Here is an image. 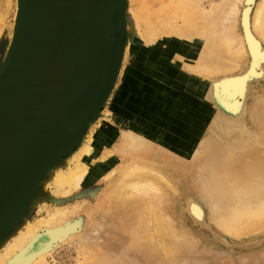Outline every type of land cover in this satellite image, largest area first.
Instances as JSON below:
<instances>
[{"label":"bare ground","instance_id":"6f19581e","mask_svg":"<svg viewBox=\"0 0 264 264\" xmlns=\"http://www.w3.org/2000/svg\"><path fill=\"white\" fill-rule=\"evenodd\" d=\"M201 2L120 1L113 16L111 44L104 35L100 53L105 57L110 49L116 50L125 60L129 51L135 52L136 68L130 70L125 86L129 88L119 103L114 102L121 110L129 109L135 122L129 126L125 122L117 135L108 110L95 121L98 106L92 103L73 141H64L59 133L47 137L44 154L0 197V264H45L52 240L71 238L70 220H80V227H91L95 233L100 226L109 228L104 245L95 241L101 237L97 233L83 242L85 260L80 264H129L130 254L143 255L148 263L159 255L163 262L177 264L184 247L196 244L185 228H197V224L220 229L226 237L221 242L227 244V240L248 245L264 239V130L247 124L251 108L247 76L242 73H262L264 84V0L257 2L253 14L254 0H226L232 10L222 15L213 5L205 9ZM72 6V1L64 3L61 15ZM12 8L13 0H0V41ZM9 55L5 51L0 56V75ZM66 61L70 63V57ZM157 74L178 86L181 90L175 87L176 93L184 97L182 110L173 109L176 133L168 129L163 106L156 104L178 102L160 94L154 81L157 78L160 84ZM54 80L56 89L47 108L53 107L52 100L60 93L58 78ZM150 93L161 97L151 102ZM71 94L62 96L55 112L69 107ZM226 100L233 105L226 106ZM146 107L151 114L144 119L141 110ZM253 107L250 116L257 110L258 122L264 125V100ZM67 116L74 126L81 120L76 110ZM204 120L210 134L199 133L198 146L193 148L190 139L197 129L202 130ZM101 122L102 129L96 131ZM158 123L166 129L154 130L151 124ZM179 136L180 149L175 148ZM3 151L7 149L0 147ZM103 164H107L106 173L100 179L108 184L99 191L87 188L95 167ZM188 182L196 197L189 198ZM76 191L78 195L70 201L67 196ZM37 203L44 215L32 220L31 209Z\"/></svg>","mask_w":264,"mask_h":264},{"label":"water","instance_id":"95a60500","mask_svg":"<svg viewBox=\"0 0 264 264\" xmlns=\"http://www.w3.org/2000/svg\"><path fill=\"white\" fill-rule=\"evenodd\" d=\"M71 1V11L61 15L60 7ZM120 1H24L21 35L0 75V147L7 149L0 153V197L44 154L49 135L59 133L71 142L89 106L96 103L86 60L97 37L104 34L108 11L117 10ZM68 57L71 61L66 64ZM54 76L60 93L47 108L56 89ZM70 92L69 107L55 112L62 96ZM72 110L81 117L77 126L68 120Z\"/></svg>","mask_w":264,"mask_h":264},{"label":"rangeland","instance_id":"374dc122","mask_svg":"<svg viewBox=\"0 0 264 264\" xmlns=\"http://www.w3.org/2000/svg\"><path fill=\"white\" fill-rule=\"evenodd\" d=\"M24 1L25 0H18V3H17V0H13V8L11 9V13L8 16L7 26L5 27L6 33L3 36L2 40L0 41V56L5 51H10L9 58H11V55H13V53L15 51V48L18 44V41H19V38L21 35L22 24L20 23L21 18H20L19 12L21 11V13H22ZM112 1L114 3V0H112ZM259 1L260 0H254L253 4L250 7L251 14H253V12H254L255 8L257 7V4L259 3ZM201 3H203L202 5L205 6L204 7L205 9H209V10H210L209 7H211L213 5L215 8L212 6L211 9L214 8L215 10H217L219 12V15L221 13L223 14L224 12L228 13V12H230L229 10H232V7L227 4L226 0H202ZM211 3H213V4H211ZM220 3H221V5H220ZM238 6L241 9L242 3H239ZM115 12H116V9H114V8L113 9L111 8L108 11V14H107L105 19L108 20L107 22L109 24L108 23L106 24V29L104 30V34L102 33L103 38H99V36L97 37L95 44H94L93 52H92L91 56L88 57V59L86 60V65L88 64L90 76L92 75L91 78L93 77V79H92L93 90H94L95 97H96V105L98 106V110L96 113L97 115L94 114V119H95V121H98L99 118L104 116L105 111L108 110L111 114L114 130L117 132V135H118L120 133L119 127L121 125H125V122H126V125L129 126L130 123L132 124L135 122L133 116H131L132 113L130 112L129 109L121 110V108H119L117 106V104H115V103H119L122 95L124 93H126V91L129 88V87H125V86L127 85V77H128L130 70L136 68V67H134L135 61H136V56H135V52L133 50L129 51L127 53L128 58L125 60L122 59L124 56L122 55L121 52L118 51L119 53L117 52L118 53L117 54V53H115L116 50H114V52L112 53V49H110L108 51L109 57L102 58V56L100 54V49H101V46L103 44V40L106 37V35H108V37H109L107 39V41L109 43H107V44H111L112 36H113L111 32H113L114 28H115L113 23H112L113 22V16H114ZM16 13H18V14L16 15ZM15 18H17V19L14 20ZM18 19H19V21H18ZM110 22H111V24H110ZM104 35H105V37H104ZM12 36L15 39H12ZM4 42H5V44H4ZM3 44H4V46H3ZM10 44H12V45H10ZM263 48H264V45H263ZM117 50H119L118 47H117ZM127 54H126V56H127ZM129 57H131V58H129ZM180 65L182 66V64H180ZM182 70L185 74L189 73L187 69L185 70V68H183ZM185 71H187V72H185ZM119 72H120V74H119ZM125 73H126V75H125ZM242 73H243V76L244 75L247 76L245 81L248 82V85H247L248 90L246 88V93H247L246 95H247V100H248V109L251 108L250 112L253 113L254 111L252 110V106H254L253 109L258 107V104L260 103V101L264 100V84H263V80L260 76L262 73L257 74V76L254 75L253 73L249 72L248 70H245ZM124 75L126 77H124ZM157 76L159 78L158 81L160 82V84L156 81L157 78H155L154 81H155V85L157 86V88L160 89V92H161L160 94H162L163 96H166L167 98H170L172 100H176L178 102V104L175 105L168 100L165 102L163 100H159V102L156 104L157 106H161V105L163 106L164 112L166 113V115L168 117L167 118V125L169 124L168 129L171 130L173 133H176V131H178L179 128H178V122L175 121L176 119L173 116L174 115L173 109H175L176 106L177 107L179 106L178 109H181L180 107L183 105V103L181 102V105H180V101L184 97H182L176 93L175 87L178 88V86H175V84H171L167 80L161 78V76L159 74H157ZM179 90H181V89H179ZM171 91H173V92H171ZM160 94L159 93H155V94L150 93V94H148V99L151 102L155 101L156 98L161 97ZM242 99H243V97L241 96V98L238 99L236 104L240 106L242 103ZM228 105L231 106L233 104H232V102H228L226 100V106H228ZM148 111H149L148 107L141 110V115L143 116L144 119H145V117L148 116L147 114H151V113H148ZM250 112L246 116L248 126L250 128H252L253 130H264V125L260 124L259 123L260 121L258 122L257 110H255V116L254 117L250 116L251 115ZM56 120L61 124L59 117H57ZM99 124L96 128V131H99L102 129V122ZM201 124H203V125H201V126L198 125V126H200V128L202 130L200 131L197 129L196 132L193 134L194 137L193 136L191 137L192 140L190 139V143H192L191 145H193V148H196V146H198L199 135H200L199 133L203 132V134H201L202 137L208 136L210 134V128H207L208 122L204 120V122L202 121ZM151 125L155 126L154 130L160 128L161 130L164 131L166 129L165 127H167V126H163L159 123L158 124H151ZM172 127H173V129H172ZM174 128H176V129H174ZM74 138L72 139V141L74 140ZM180 139H181V137L179 136L178 142L176 143L175 148H177V147L179 148ZM74 145H75V143H74ZM172 150L174 151L175 149L173 148ZM97 163H99V162H95V164H97ZM105 166H107V164H103L101 166L95 167L96 171L94 172V174H95L93 177L94 179L92 180V182L89 185H86L87 188L89 187L92 190L96 189L99 191V189L101 187L104 188L108 184V182L106 180L100 179V176H103L106 173V167ZM188 185H187V188L191 191V195L189 196V198L196 197L195 196L196 191H194L195 189L192 188V185L190 182H188ZM48 191H50V193H51L53 191V189L49 188ZM77 195H78V191L72 193L71 195H69L67 197L71 201V200H74ZM45 200H46L47 204H50V199H49L48 195L46 196ZM180 200L182 202L181 204H184L185 199L183 197H181ZM186 205H187V203L184 204L185 207H186ZM41 207H42L41 204L37 203L31 209V215L30 216H31L32 220H38V219L43 217L44 212H43V209H41ZM100 220L101 219H99V221ZM68 225L71 229L69 232V236L71 238L68 240H65V241L60 240V239L58 240L57 238L55 240H52L51 247L48 250V253L45 254V256H44L45 258L43 259L45 264H80L85 260L84 255L82 254L83 242L89 241L88 239H91V237L93 235H95L96 233H97L96 234L97 237L98 236L102 237V238L101 237L98 238V240H95V241H98V243L96 242L98 245H100V246L104 245L106 240H107L105 234H106L107 230L109 229V228H106L108 225L98 227V231L96 230V233L92 231L93 228L91 229V227L87 228V229L80 227L79 226L80 220H70ZM187 225H189V223H187ZM197 225H198L197 228H185V229L189 230V232H187V235L190 236V239H192V240L194 239V241H196V244L191 246L192 248L194 247L193 250L191 247H189V248L184 247L185 250L183 249L182 252L179 254V256H180L179 260L180 261L177 264H264V239H259L258 241L251 243V244H248V245L247 244L244 245V244H240V243H234V242L231 243L230 240H227V242H228V244H227L226 241L221 242L222 241L221 239L222 238L224 239L226 237H225V234L220 229L210 228L207 225H201V224H197ZM99 228H101V230ZM105 229H107V230H105ZM180 229L184 230V228H180ZM99 231L100 232L102 231L101 233H103V232H105V233H103V234L98 233ZM40 232H42V229L40 230ZM212 233H214V234H212ZM99 234H101V235H99ZM1 235H2V231H0V236ZM93 247L95 250H97V248L95 246H93ZM190 250H191V254H189ZM195 251H196V253H195ZM2 252L3 251H1L0 253H2ZM130 255L131 256L128 255L129 259H127V260L129 261L131 259L132 261H134V259H135L134 264H163V263L167 264V262H163L161 260V257L159 255L155 256L156 258L153 260L154 263H152L153 261L151 263H148V261L146 262V258L143 255H141V256L137 255V254H134V255L130 254ZM138 256H140V258ZM36 257H38V256H35V258ZM142 257H144V258H142ZM141 259H143V260H141ZM132 261H129V264H133ZM34 262H36V261H34ZM34 262H30L28 264H31ZM135 262H137V263H135ZM169 263L172 264L171 262H169Z\"/></svg>","mask_w":264,"mask_h":264}]
</instances>
